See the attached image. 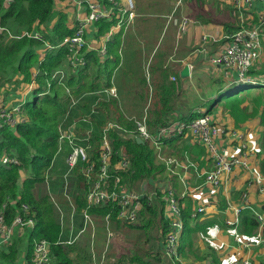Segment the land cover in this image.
<instances>
[{"label": "crops", "instance_id": "obj_1", "mask_svg": "<svg viewBox=\"0 0 264 264\" xmlns=\"http://www.w3.org/2000/svg\"><path fill=\"white\" fill-rule=\"evenodd\" d=\"M11 1L7 0L6 3L8 4ZM134 2L136 6V17L124 31L120 53L122 62L121 66L116 70L113 79V88L116 89L118 95L116 99L119 100L124 114L134 122L135 120H141L147 114V124L150 131L154 133L157 128H161L155 122L149 124V113L153 107L152 99L155 94V82H157V79L159 80L162 70H167L169 73L168 79L171 82H176L178 85L173 103L175 111L172 112L174 117H177V121L173 123L190 121L193 116L200 118L204 115H209L222 127L224 133L222 134L221 142L225 147L230 148L234 155L241 153L239 140L232 136V133L235 132L243 135L250 152L247 160L250 168L244 169L238 167L233 169L222 177L221 185L214 188L205 184V173L211 171L213 162L207 158L206 151L203 147L193 145L186 137L181 136L172 139L174 140L172 144L163 145L162 143L157 150L152 144L146 143L141 139L143 142L139 144H147L155 154H158V160L161 159L158 162L166 166L164 174L165 180H158V183L166 187V184L163 182H167V186L170 188L166 189L170 190L172 188L171 192L180 201L183 224V216L191 214L189 218L187 217L190 224L192 226L200 224L201 226L200 231L193 236V253L190 254L188 252L186 257H183L181 254L180 264H234L236 260L240 262L248 261L249 264H264V243L244 248L235 241L233 232V229H235L243 240L255 242V236L244 237L242 233L241 212L250 210L254 218V211L264 214V191L262 190L264 189V175L261 172V162L264 160V151L261 144L264 127L260 121L262 110L258 116L247 119L239 124L238 127L235 120L225 113L223 103L227 99L226 96L235 94L238 90L242 91L246 86L236 81V74L227 76L222 67L213 65L209 60L211 56L219 54L228 44L230 37L242 27H259L263 31L262 49L259 59L249 71V77L255 81L264 79V24L262 23V18H264V2L255 1L252 6L237 3L233 0H134ZM57 8L65 10L68 13V24L70 25L72 18L77 14V9L71 6L67 0H57ZM170 16L190 19L191 26L184 36L180 37L178 35V28L172 20L170 21ZM114 27L116 26L112 28ZM40 29L41 31H45L44 26H41ZM226 29L232 32L228 33ZM120 31H115L109 43L114 40V37ZM164 34H167V38L165 43L163 42L162 44L161 39ZM204 35L210 36L212 40L207 44L206 49L202 50V37ZM88 39L90 41L98 39V34L92 32V34L88 35ZM49 45L46 43L44 48L39 51L40 60L41 56L45 58L47 53L51 51V49H47ZM155 45H160L161 48L157 53V47ZM94 46L97 47V45ZM141 50L152 51V59L148 61L149 65L147 64L148 66L146 68L143 66L148 70V75L146 81H142V79L138 82L133 79L131 81L125 77V74L129 76L133 73L136 62L129 64L127 61L128 59L133 60L134 55ZM109 58H112V56L109 55L108 49V56L105 61ZM187 66L190 67V72L184 73ZM122 69H126L129 72L119 74ZM36 71L37 69L32 71L33 75ZM252 72H255V74ZM138 74H141V69H139ZM173 78L176 80L174 81ZM16 79L19 83L21 81V85L18 87L17 84H12L9 85V88H3V93L0 95V102L11 100L17 105L25 100L27 103L30 95L34 94H27L25 89L27 83L23 82L22 77H17ZM121 79L122 82L120 81ZM254 92V89L251 91L244 90L241 94L242 96L250 95L253 97ZM14 98L16 99L13 100ZM106 98L109 99L108 96ZM98 104L96 103V105ZM245 106L249 107L248 112L251 113L252 104L246 102L243 107ZM91 125L93 126V124ZM79 129L78 133H80ZM89 131L91 130L86 129L85 132H82V135L84 136ZM135 132H130L132 134L130 137L137 141L139 137L134 136ZM122 151L126 152L125 150ZM169 159L174 161L170 165L171 168H168L165 164V161ZM65 172L63 175H57L55 178L52 175H47L45 182L46 191L51 196L56 207L59 220L60 211L57 206H59L64 214L65 231L64 235H62L63 241L69 238V230L71 227L69 218L71 211L70 204L73 203L70 192L72 189L76 190L77 183L76 177L74 176L71 179L69 189V179L66 181ZM21 176L22 180H25L27 177L24 171L21 173ZM67 182L68 194L66 195ZM144 182L146 181L141 182V190H149V185L153 184V182L151 180H147V183ZM189 187L191 190L194 189V191L182 197L186 194ZM159 188L165 189L163 187ZM63 191L64 196H68V200H65V197L63 201H59L57 197ZM159 191L163 197L164 190ZM162 197H158V201L155 202L154 206L158 204L160 208H163L165 220L168 221L166 216V202L162 205L160 201ZM67 203L69 204L67 205ZM200 205L205 208V213L194 219L193 213ZM237 209L240 210L238 216H236L235 212ZM143 219L144 216L140 213V219L135 225L139 224ZM235 220H238L237 225L229 224V221L234 222ZM81 226H83V217L77 215L74 227L77 229ZM31 231L22 238H26ZM259 231L258 224L255 235ZM183 232L184 227L180 234V239ZM206 232L207 234L205 235ZM80 239L72 246L78 245L82 248ZM166 239L167 235L165 238L158 235V240L154 246L156 253L162 259V262L159 264H170L164 256ZM180 239L179 253L181 249ZM211 255H213V261H211ZM70 256L73 260H76L78 253L72 252ZM55 260L56 257L54 263ZM17 262L19 264H27L29 261L25 257L22 259L19 258Z\"/></svg>", "mask_w": 264, "mask_h": 264}, {"label": "trees", "instance_id": "obj_2", "mask_svg": "<svg viewBox=\"0 0 264 264\" xmlns=\"http://www.w3.org/2000/svg\"><path fill=\"white\" fill-rule=\"evenodd\" d=\"M6 1L0 0V24L8 28L10 33L15 36H20L24 31L29 34L41 32L43 39L38 40L28 36L11 39L7 32L0 34V79L4 78L3 75L7 71L13 70V84H19L17 77H22L23 82L28 83L33 79L32 71L37 69L39 74L36 81L40 84V90L35 93L34 100L28 101L24 105L25 120L14 128L0 129V209L9 200L20 197L21 201L16 206L10 207V217L22 203H26L30 206L36 219V227L26 237L27 240L16 238L8 251L0 252V264H19L17 261L20 258L22 244L27 247L26 259L30 262L34 243L41 239H46L53 244L56 256L54 264H89L92 258L90 259L87 251L80 246L55 245L61 236V223L51 196L46 192L45 182L49 171L55 166V161H58L55 156L59 148V128H68L73 121L90 117L94 126L91 138L93 148L89 151L90 162H95L98 168L103 129L109 122H116L127 130V133L120 135L117 131L110 132L114 150L115 152L125 150L133 158L132 173H122L124 184L140 183L157 176V174L159 181L165 180L166 166L161 163L156 164L154 151L147 144H139L136 139L130 137L132 135L130 132L136 131V124L124 114L119 100L116 98L107 99L106 94H99L113 88L115 72L122 62L120 53L126 28L123 26L120 33L108 45L109 55L112 58L101 62L96 52H89L86 55L88 61L86 67L78 74L71 76L66 86L53 83L50 92L39 97V93L47 92L48 80L54 70L59 68L67 57V48H57V46L67 37H71L74 30L69 27L68 13L57 8V0H12L8 4ZM116 23L117 20L99 22L97 24L100 31L99 36L108 33ZM41 26L45 27V31H41ZM226 30L228 33L232 32ZM46 43L52 47L56 46V48L40 60L39 51L44 48ZM252 73L255 74V72ZM168 76V71L162 70L159 80L157 79L155 82L156 88L152 99L153 107L149 113V124L155 122L161 127H167L177 121V117H174L172 112L175 111L173 103L178 85L176 82H171ZM244 85L246 87L242 91L254 89V96H242V91L238 90L235 94L226 96L227 99L223 103L224 111L235 120L239 127V124L247 119L258 116L262 110L260 121L264 127V80ZM3 88H9V84L2 86L0 82V95L3 93ZM98 100L99 104L96 105ZM74 101H78V103L73 106ZM246 102L253 106L251 113L248 112V106L243 107ZM94 109L95 113H93ZM197 118L193 116L192 120L185 122H193ZM89 125V123H79L80 133L78 135L83 136L82 132H85L86 129L89 130ZM172 139L164 140L163 145L172 144L174 142ZM261 142L264 151V132ZM68 152L69 148L66 147L62 155L66 156ZM5 155L16 158L19 164L4 165L2 158ZM87 165L88 163H80L74 169L73 177L75 176L77 180L76 190L72 189L70 192L72 202L75 203L77 213L81 217L82 212L87 210L86 195L89 184L83 174ZM66 170L67 165L65 164L64 171ZM23 171L27 175L25 180H22L21 176ZM261 172L264 175V160L261 162ZM60 196L65 198L63 193ZM164 204L165 201L162 202V205ZM119 208L117 203H109L88 211L95 223L99 225L98 233L105 231L110 225L112 229L116 225V229L119 231L129 228L144 232L143 247L138 246L132 257L127 254L120 255L116 264L161 263L162 259L156 253L154 246L158 235L162 238L166 237L170 225L169 220H165L163 208H160L158 204L152 208L146 201L141 211L144 219L137 225H126L119 221ZM241 215L244 237L256 236L258 224L252 212L244 210ZM190 216L191 214L183 216L184 232L180 239L179 253L183 257H186L188 252L193 253V236L201 229L200 224L195 226L190 224L187 219ZM144 246L146 247L144 248ZM72 252L78 253L76 260L71 258Z\"/></svg>", "mask_w": 264, "mask_h": 264}, {"label": "built area", "instance_id": "obj_3", "mask_svg": "<svg viewBox=\"0 0 264 264\" xmlns=\"http://www.w3.org/2000/svg\"><path fill=\"white\" fill-rule=\"evenodd\" d=\"M233 1L248 6H252L255 1L264 2V0ZM67 2L77 9V14L72 18L69 25V27L74 30V34L71 37H67L57 46V48H67V57L63 64L54 70L48 80L47 92L39 93V97L48 94L53 83L66 86L71 75L78 74L86 67L88 63L86 55L89 52H96L101 62H104L108 56L107 45L112 40L115 31L121 30L123 26L127 28L136 17L134 0H67ZM169 19L170 21L172 20L178 28V35L180 37L184 36L191 26L190 19L186 17L174 18L170 16ZM103 20H117V23L115 25L116 27L112 28L108 33L99 36V26L97 24ZM262 23L264 24V18H262ZM4 32H7L10 38L20 39L24 36H28L38 40L43 39L41 32H34L33 34L24 32L20 36H15L0 24V34ZM92 32L98 34V39H94L93 41L88 39V35L92 34ZM262 35L263 31L259 27H242L230 37L228 44L222 51L217 55L211 56L209 60L213 65L222 67L227 76L236 74V81L238 83L254 84L256 81L249 77V71L260 57ZM211 40L212 38L208 35L202 37V50L206 49L207 44ZM93 44L97 45V47ZM55 48L56 46L52 47L49 45L47 49L53 50ZM43 58L44 57L41 56V59ZM187 67L190 69L189 66ZM38 74L39 71H36L33 75V79L25 85L27 94L34 93L35 95V93L40 90V84L36 81ZM173 80L175 81L176 79L173 78ZM101 93L106 94L109 98L118 97L115 88L100 92L99 94ZM98 102L99 100L97 103ZM25 103V100L17 105L11 100L0 102V129L4 127L14 128L25 120L26 115L23 109ZM77 103L78 101H74L73 106ZM93 113H95V109ZM89 118L90 117L79 121H73L68 128H59V148L55 159L66 147L69 148L66 159L68 165V170L65 174L66 181H68L70 175L80 163H88L87 167L83 170V174L89 184V190L86 196L87 210L82 212L83 226L82 228H77L79 231L77 234L76 228L74 227L77 208L74 203L70 204V208L72 209L69 215L71 227L69 230V238L65 241L62 240V235H64L65 231L64 214L59 206H57L60 211L61 236L55 245H74L80 235L84 233L90 225L92 227L94 226V219L88 211L109 203H117L119 205V221L126 225H135L140 219V213L144 208V203L146 201L147 203L148 201H152L154 196H157L158 193V185L154 182L149 185V190H136L130 184H124L122 173L130 174L132 172L133 158L124 151L115 152L114 150L110 132L117 131L119 134L127 133V130L116 122H109L103 129L100 141L98 169L93 161L90 162L89 151L93 148L91 137L94 129ZM81 122L91 125L89 129L91 131L85 133L84 136L78 135V125ZM135 123L137 127L134 136L139 137L146 143L152 144L157 150L164 140H170L178 136H184L191 144L203 147L206 151L207 158L213 162L211 171L205 173V184L211 187H219L222 182V177L235 168H250L247 162L250 152L247 143L244 141L243 135L235 132L232 133V136L239 140V148L241 150L240 154L234 155L231 149L225 147L221 142L222 134L224 133L222 127L209 115L200 117L193 122H175L167 127L157 128L154 133H152L148 127L147 114L141 120H135ZM115 158H117V161H115ZM2 163L4 165L10 163L19 164V161L16 158L5 155L2 158ZM173 163L174 161L171 159L165 161L168 168H171L170 165ZM68 182L66 184V195L68 194ZM262 190L264 191V189ZM171 191V189L164 191L166 216L170 222V231L167 234L164 256L169 260L170 264H179L181 261L179 254V239L184 224L182 220V206L178 198ZM193 191L194 189L191 190L189 187L186 194L182 197H185L188 193H192ZM166 192H169L171 195H166ZM20 201V197L9 200L3 204L0 209V252L8 251L17 237L22 238L26 236L30 230L36 227L35 214L31 212L30 206L26 203H22L20 208L16 209L15 213L10 217V207L16 206ZM235 212L236 216H238L240 210L237 209ZM203 213H205V208L200 205L195 209L193 218L195 219ZM254 216L260 229L255 236V242L243 240L237 230L233 229L235 241L244 248L264 243V214L254 211ZM237 223L238 220L234 222L229 221L230 225H237ZM55 257L53 244L46 239H41L35 241L31 261L30 263L27 262V264H53ZM108 261L107 251L102 253L100 257H97V259H95V257L92 259L93 264H105ZM234 264H249V262H240L236 260Z\"/></svg>", "mask_w": 264, "mask_h": 264}, {"label": "rangeland", "instance_id": "obj_4", "mask_svg": "<svg viewBox=\"0 0 264 264\" xmlns=\"http://www.w3.org/2000/svg\"><path fill=\"white\" fill-rule=\"evenodd\" d=\"M130 32H131V30H130ZM166 38H167V34H164V36L161 39L162 44H163V42L165 43ZM156 45H157V43H156ZM156 45H155V47H157L156 48V53H157L158 51L161 50V48H160V45L159 46H156ZM151 55H152V51L141 50V51L137 52L134 55L133 60L128 59V61H127V63H129V64L136 62L135 67L133 68V73L129 76H126V74L124 72H129V71L126 69L125 70L122 69L119 74H125V77H127L129 80L133 79L136 82L141 81V79H142V81L143 80L146 81V78L148 75V70H146L145 68H146V66L149 65L148 61H150L152 59ZM128 57H130V56H128ZM139 69H141V74H138ZM13 76H14L13 70L7 71L6 74L3 75L4 78L0 79L2 86H6L8 84L12 85L13 84L12 83L13 82V79H12ZM9 80H12V81L10 82ZM262 80H264V79H262ZM120 81L122 82V79ZM239 84H241V83H239ZM20 85H21V81L18 84V87ZM34 98H35L34 94L30 95V97L28 98L29 102L33 101ZM15 99L16 98H14L13 100H15ZM64 152H65V149L63 150V152L60 155H58V157L56 158V159H58V161L57 160L55 161L56 164L54 163L55 166L53 165L54 167L49 171L48 176L52 175V177L55 178L57 175L58 176L63 175V173L65 172L64 166H65V164L67 165V162H66L67 155L66 156L62 155ZM155 155H156L155 162L158 165V163H159L158 161H161V159L158 160V154H155ZM67 170H68V165H67ZM67 170H66V172H67ZM132 171H133V169H132ZM72 178H73V173L69 177V189L71 186V179ZM147 180H145V181L147 182ZM149 180H151L156 185H158V191L159 190L166 191L167 190L166 188H170L169 186H167V182H163L166 184V187L161 185V183L160 184L158 183V174H157V176H154L153 178H151ZM141 184H142L141 182L140 183L137 182V183H134L131 185L134 187V189L140 190ZM159 187H163L166 190L160 189ZM63 194H64V191H63ZM165 194L171 195V194H169V192H166ZM158 197H162V193L160 191L157 193V196H154L152 201H148V204L150 207H154L155 202L158 201ZM57 199L59 201H63L62 196L57 197ZM66 200H68L67 197H66ZM160 201L161 202L165 201L164 195L162 198H160ZM70 210H72V209H70ZM65 211H67V210H65ZM70 213H71V211H70ZM77 215H78V213H77ZM140 223L141 222H139V224ZM98 227H99V225L96 224L94 221V226L92 227L90 225V227L84 233H82L80 235L79 239L81 238L80 243L82 245V248L87 251V254H88L90 259L91 258L93 259L94 257H95V259H97V257H100L102 253L107 251V257H108L109 261L105 264H116L117 259H119L120 255H122V254H127V255H130L129 257H132L135 250L137 249V247L143 245V242L145 239L144 232H142L140 230L135 231V230H132L129 228H125L123 231H119L118 229H116V225H114L113 229L110 225L108 229H106L105 231H103L101 233H98V230H99ZM77 233H79L78 229H76V234ZM24 239L27 240V238H24ZM98 247H99V249H98ZM26 254H27V247L25 244L24 245L22 244L21 245V251H20V259L25 258ZM92 259H91L89 264H92ZM211 261H213V255H211Z\"/></svg>", "mask_w": 264, "mask_h": 264}, {"label": "water", "instance_id": "obj_5", "mask_svg": "<svg viewBox=\"0 0 264 264\" xmlns=\"http://www.w3.org/2000/svg\"><path fill=\"white\" fill-rule=\"evenodd\" d=\"M187 72L189 73V68L188 67L185 68V72L184 73H187ZM137 142L138 143H142L143 141L140 138H138Z\"/></svg>", "mask_w": 264, "mask_h": 264}]
</instances>
